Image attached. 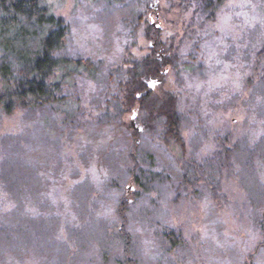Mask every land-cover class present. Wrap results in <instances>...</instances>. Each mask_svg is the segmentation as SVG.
<instances>
[{"label": "rangeland", "instance_id": "obj_1", "mask_svg": "<svg viewBox=\"0 0 264 264\" xmlns=\"http://www.w3.org/2000/svg\"><path fill=\"white\" fill-rule=\"evenodd\" d=\"M53 1L68 30L67 57L101 62L103 72L129 56L149 55L152 48L171 58L173 53L164 44L158 49L155 43H167L175 34L178 41L183 36L182 14L174 5L179 0H145L139 10V0H126V7L119 5L122 10L118 11L105 10L93 0ZM129 8L147 11L149 27L141 26L135 35L128 27L132 25L126 15ZM193 28L195 33L181 46L186 65H179L180 82L170 73L160 79L153 92L161 96L173 93L178 98L186 115L189 155L203 160L219 143L240 146L234 164L235 170L246 171V190L235 174L224 175L220 182L226 197L224 206L213 205L208 191L200 186L194 197L188 198L178 188L179 168L173 158L148 137L142 144L155 152L154 180L138 206L152 215L147 224L135 223L132 231L137 237L132 252L124 255L118 246L100 253L97 244L74 247L70 233L79 223L74 224L69 192L84 178L97 190L103 188L108 170L99 163L96 152L124 142L115 129L112 132V126L89 129V115L98 118L108 96L102 86L78 80L74 88L59 92L50 108L20 111L0 126V157L19 154L26 163L39 166L50 183L47 194L61 220L58 228L42 232L33 245L30 242L21 259L0 251V264H245L251 253L254 264H264V247L256 248L262 240L259 215L264 214V204L253 211L247 191L255 181L249 173L252 169L264 187V77L260 76L264 61L256 55L264 40V0H226L214 21ZM79 109L83 111L78 114L79 121L68 119L67 114ZM133 115L130 111L125 117L129 129ZM136 123L143 132L149 129L142 121L136 119ZM133 140L139 142L140 137ZM256 145L260 152L253 151ZM251 149L255 157L248 162ZM123 199L133 197L127 194ZM105 200L97 207L98 216L116 222L114 207ZM7 208L0 191V211ZM163 229L167 233L157 236L156 231ZM174 229L181 231V237L171 232ZM172 237L182 245L175 246Z\"/></svg>", "mask_w": 264, "mask_h": 264}, {"label": "trees", "instance_id": "obj_2", "mask_svg": "<svg viewBox=\"0 0 264 264\" xmlns=\"http://www.w3.org/2000/svg\"><path fill=\"white\" fill-rule=\"evenodd\" d=\"M93 1H97L105 10L118 11L122 10L119 5L125 6L126 0ZM139 1L138 10L145 0ZM225 2L179 0L174 5L182 14L183 36L178 41L175 34L167 43L157 42L154 46L160 49L164 44L173 53L171 58L152 48L149 55L142 58L129 56L121 64L103 72L101 62L67 57L68 30L65 20L58 16L53 0H0V126L20 111L50 108L59 92L68 91L74 88L78 80H84L102 86L108 96L99 117L89 115V129L96 131L112 126V132L115 129L117 132L114 133L124 139L118 147L107 145L96 152L95 157L108 170L103 188L97 190L91 181L84 178L69 192L70 208L72 214L76 215L74 224L79 223L70 233L73 237L69 238L70 244L73 243L74 247L85 248L97 244L100 253L118 246L123 249L124 255L132 252L137 237V233L132 231L133 227L139 221L147 224L152 215V211L138 206L142 193L154 180L152 164L155 152H150L142 144L148 137L155 142V146L173 158L179 168L176 175L178 188L188 198L192 199L195 189L200 186L208 191L213 205L219 208L224 206L226 197L220 186L224 175L231 177L235 174L246 190V175L243 174L246 171L235 170L234 164L240 146L236 143L230 146L219 143L212 155L203 160L189 155L186 115L180 109L178 98L173 93L161 96L147 87L148 79L160 80L170 73L176 75L175 80L180 82L182 70L179 65H186L180 55L181 46L190 34L195 33L193 27L214 21ZM138 10H126L132 24L128 27L132 28L133 35L141 26L149 27L145 19L147 11ZM262 43L256 52L260 61H264V40ZM166 68H169L168 73ZM260 73L264 77V66ZM247 84L251 86L249 82ZM100 106L98 104L97 107ZM80 111L67 114L68 119L79 121ZM130 111L136 113L137 120L147 124L149 129L144 132L129 129L125 125V117ZM138 137L140 141L134 142L133 139ZM223 139L228 141L227 138ZM253 149L247 153L248 162L255 157L253 151L260 152L257 145ZM250 171L255 181L253 187H247V191L253 210L264 204V187L253 169ZM49 185V181L39 172V166L26 163L19 154L10 153L0 157V191L8 204L7 209L0 211L1 253L21 259L28 252L30 242L33 245L35 240H40L42 232L59 227L60 217L47 194ZM127 194H131L133 200H124ZM102 200L113 205L116 222L98 216L96 210ZM259 217L262 240L257 249L264 247V214L261 213ZM174 230L171 232L182 234L178 229ZM156 232L160 236L166 229ZM172 242H175V246L182 245L173 237ZM253 258L254 254H249L245 264H254Z\"/></svg>", "mask_w": 264, "mask_h": 264}, {"label": "water", "instance_id": "obj_3", "mask_svg": "<svg viewBox=\"0 0 264 264\" xmlns=\"http://www.w3.org/2000/svg\"><path fill=\"white\" fill-rule=\"evenodd\" d=\"M161 83V81L160 80H152V81H148V83H147V86H148V89L150 90V91H153L154 90V88L156 87V85H158V84H160ZM136 119H137V114L136 113H134V115L132 116V118H131V128L133 129V130H136L137 132H143V129L142 128H140V127H138V125H137V123H136ZM138 143V142H137Z\"/></svg>", "mask_w": 264, "mask_h": 264}]
</instances>
